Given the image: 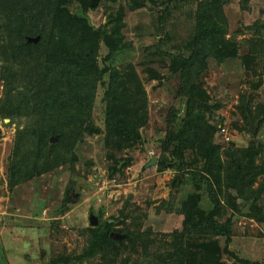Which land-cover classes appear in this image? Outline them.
Returning a JSON list of instances; mask_svg holds the SVG:
<instances>
[{"label": "trees", "instance_id": "trees-1", "mask_svg": "<svg viewBox=\"0 0 264 264\" xmlns=\"http://www.w3.org/2000/svg\"><path fill=\"white\" fill-rule=\"evenodd\" d=\"M130 1L131 11L145 8L151 2L159 9L153 14L161 23L170 15L174 17V11L191 20L188 34L182 38L172 33L165 35L152 59L145 63L157 61L171 76L180 75L176 97L184 104L172 108L167 118L159 169L171 164V169L182 178L175 187L189 182L193 188L181 204L182 229L159 235L151 228H136L140 219L134 213H126L124 208L120 215L122 224L132 222L135 228L118 229L116 222L109 219L98 226L90 224L78 233L85 238L82 253L69 251L64 245L52 253L50 264H84L92 260L96 264H225V255L238 264H262L241 259L230 250L234 217H227L223 200L241 216L250 205L247 216L263 220L260 201L264 197V144L253 139L246 147L236 148L233 143L224 152L222 143L215 142L222 135L223 122L213 121L220 105L213 103L201 80L212 60L223 65L237 59L247 69L253 64H263L264 23L246 27L251 36L242 45L235 36H229L225 7L231 0ZM251 1L240 0L243 9ZM92 2L0 0V67L4 82L0 113L5 112L11 122L23 124L17 128L8 166L11 193L60 166L74 167L75 150L86 133L105 134L109 177L114 179L131 164V158L124 157L123 152L132 150L148 125L147 91L135 66L111 65L114 57L131 47L123 34L125 12L112 13L109 21L97 29L86 17L98 8ZM76 6L81 7V14ZM163 27L159 25L160 29ZM30 37L40 40L29 42ZM242 46L246 47L243 56ZM102 47L107 52L100 61ZM147 77L160 83L168 78L163 79L154 68L147 69ZM252 85L258 88L261 82ZM100 88L104 130L94 128L93 113ZM252 99L241 93L237 105L248 129V114L253 121L262 117L261 124L264 122V106L255 114L250 105ZM53 137L57 141L52 142ZM72 190L74 187L66 193L62 207L68 202L76 204ZM203 194L212 205L208 211L201 208ZM172 200L163 204L174 206ZM57 229L61 232L60 227ZM112 233L126 237L115 240ZM159 236L167 238L164 249L158 246Z\"/></svg>", "mask_w": 264, "mask_h": 264}, {"label": "rangeland", "instance_id": "rangeland-1", "mask_svg": "<svg viewBox=\"0 0 264 264\" xmlns=\"http://www.w3.org/2000/svg\"><path fill=\"white\" fill-rule=\"evenodd\" d=\"M95 3L94 7L98 8L88 12L86 17L97 29L109 21L112 13L117 14L120 10L125 12L123 34L126 43L131 47L114 57L111 65L116 68L135 66L147 91L148 125L142 129V138L134 142L132 150L123 152V156L131 158L132 161L130 166L119 171L114 179L109 177L110 164L107 161L105 134L86 133L75 150L77 162L74 167L71 164L60 166L35 181L22 184L11 193L8 187V166L17 128L23 124L11 122L5 112L0 113L2 264H50L52 253L64 245L69 251L82 253L85 238L78 233L90 226L91 211L100 216V222L109 219L116 222L118 229L121 230L127 229V226L135 228L132 222L122 224L120 215L124 208L127 209L126 213H134L135 218L140 219L136 228L140 226L143 230L151 228L154 234L159 235L171 234L182 229L181 204L187 194L193 192V188L189 182L175 187L179 181L177 176L181 175L168 166L166 169H159V163L164 155L167 118L172 108L178 109L184 104L176 97L180 88V75L171 76L168 69L157 61L151 65L145 63L152 59V53L157 50L159 40L165 35L172 33L176 38H182L188 34L191 20L179 11H174L172 13L174 17L170 15L162 23L158 22L153 11L159 9L153 7L149 1L145 8L136 11L128 8L132 5L130 0H96ZM76 10L81 14L80 6H76ZM225 12L229 21V36H235L243 45L244 39L251 36L245 31L246 27L257 22L264 23V0H252L245 9L240 0H231L225 7ZM159 25L164 27L160 29ZM106 52L107 49L102 47L100 61ZM245 52L246 47L242 46L241 55L243 56ZM148 68L156 69L163 79L168 77L167 80L161 83L158 80L150 81L147 77ZM1 75L0 67V103L4 94ZM201 82L203 89L212 97L213 103L220 105L214 113L213 121L222 120L223 129H226L219 139H215L216 143H219L218 141L222 143L224 152L233 143L236 148L248 146L253 139L264 144V122L261 124L263 118L258 119L256 136H251L245 126L243 115L237 109L241 93L253 97L250 105L255 114L264 106V62L261 65L253 64L247 69L244 68L242 61L237 59L223 65H218L212 60ZM258 82H261L258 88L252 85ZM102 95L100 88L93 114L94 128L104 130ZM154 157L159 158L158 166L145 169L147 163ZM73 187L71 194L76 204L68 202L62 207L66 193ZM172 199L175 200L174 206L163 204ZM223 201L227 208V217L231 215L234 217L230 250L241 259L264 264V211L263 220L258 221L247 216L250 209L241 216L231 208V204ZM260 204L264 210V197ZM163 206L164 209H160ZM211 206L209 198L203 194L201 208L208 211ZM59 227L61 232L57 229ZM165 240L166 237H157L158 246L164 249ZM168 241L171 239L168 238ZM221 243L224 248V240ZM224 262L238 264L227 255L224 256ZM84 264L96 263L92 260Z\"/></svg>", "mask_w": 264, "mask_h": 264}, {"label": "water", "instance_id": "water-1", "mask_svg": "<svg viewBox=\"0 0 264 264\" xmlns=\"http://www.w3.org/2000/svg\"><path fill=\"white\" fill-rule=\"evenodd\" d=\"M96 0H93L92 2V6H95V3ZM40 40V37H36V38H28V41L29 42H33V43H38ZM248 123H249V133L252 134V135H255L256 134V131H257V128L259 126V121H253L252 117L248 114ZM57 138H52V142L56 141ZM158 163H159V158L157 157H154L152 159H150V161L147 163L145 169L147 168H150V167H156L158 166ZM169 168H172V165L170 164L169 165ZM178 180L180 181L182 178L181 176H177ZM175 182V180H174ZM250 209V205H248V207L244 210V213H247ZM90 224L91 225H94V226H98L99 225V222H100V216H97L95 215V213L93 211H91L90 213ZM112 222V221H110ZM111 237L115 240H122L123 238H125L126 236L125 235H120V234H115V233H112L111 234Z\"/></svg>", "mask_w": 264, "mask_h": 264}, {"label": "built area", "instance_id": "built-area-1", "mask_svg": "<svg viewBox=\"0 0 264 264\" xmlns=\"http://www.w3.org/2000/svg\"><path fill=\"white\" fill-rule=\"evenodd\" d=\"M225 132H226V129H223L221 133L224 134Z\"/></svg>", "mask_w": 264, "mask_h": 264}]
</instances>
